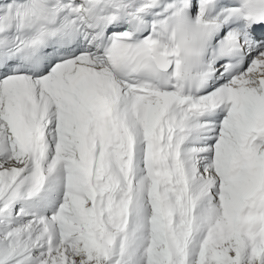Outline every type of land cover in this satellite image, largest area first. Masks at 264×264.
I'll return each mask as SVG.
<instances>
[{
    "label": "snow or ice",
    "instance_id": "obj_1",
    "mask_svg": "<svg viewBox=\"0 0 264 264\" xmlns=\"http://www.w3.org/2000/svg\"><path fill=\"white\" fill-rule=\"evenodd\" d=\"M0 264H264V0H0Z\"/></svg>",
    "mask_w": 264,
    "mask_h": 264
}]
</instances>
